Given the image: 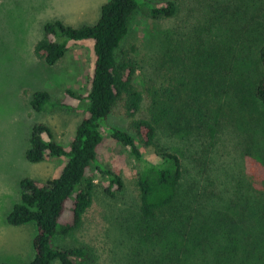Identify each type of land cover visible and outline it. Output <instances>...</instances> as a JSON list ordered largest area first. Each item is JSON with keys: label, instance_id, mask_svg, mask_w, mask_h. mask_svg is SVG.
Here are the masks:
<instances>
[{"label": "rangeland", "instance_id": "obj_1", "mask_svg": "<svg viewBox=\"0 0 264 264\" xmlns=\"http://www.w3.org/2000/svg\"><path fill=\"white\" fill-rule=\"evenodd\" d=\"M107 1L0 0V263L28 262L35 254L36 225L12 226L6 222L7 214L19 201L21 180L28 177L45 182L63 163L61 158L39 163L26 159L32 127L44 123L56 141L68 145L83 117L82 111L65 109L37 112L31 106L32 96L39 90L54 97L63 96L67 88L84 90L93 66L90 41L70 43L66 55L54 65L36 56L35 44L44 36L47 22L60 19L73 26L93 24ZM147 1L161 4L168 0ZM172 1L177 13L170 18L135 12L123 41V48L134 47L135 82L144 96L137 117H149L153 91L179 85L186 77L198 85L202 99L220 106L227 118L231 115L240 119L233 124L228 121L214 141L198 126L188 138L181 134L169 138L160 131L162 141L175 142L183 154L184 188L195 183L224 192L229 184L226 165L230 162H234L236 174L240 172L255 187L263 188L264 163L248 141L264 148V103L255 94L262 73L258 51L264 42V0ZM228 4L234 6L228 9ZM237 8L240 18L230 29L234 21L230 16ZM248 25L258 28V33L247 32ZM233 28L241 29L240 39H236ZM110 126L126 128L127 120L116 115L107 118L101 128L104 140L97 158L120 175L125 185L107 192L109 182L92 166L87 173L96 185L92 204L81 226L54 242L85 246L92 264H141L146 255L154 256L158 249L137 233L134 178L139 164L128 147L110 137Z\"/></svg>", "mask_w": 264, "mask_h": 264}, {"label": "trees", "instance_id": "obj_2", "mask_svg": "<svg viewBox=\"0 0 264 264\" xmlns=\"http://www.w3.org/2000/svg\"><path fill=\"white\" fill-rule=\"evenodd\" d=\"M232 6L228 4L227 8ZM137 11L152 18H170L177 8L172 0L161 4L108 0L93 24L73 26L60 19L49 21L44 25V36L35 44L36 56L54 65L66 55L70 43L90 41L93 66L84 90L67 88L61 97L39 90L32 96L31 106L37 112L65 109L82 111L83 117L68 145L56 141L48 125L37 123L32 127L26 159L39 163L61 158L63 163L45 182L28 177L20 182L19 201L7 214L6 222L12 226L34 223L37 233L33 259L19 264H92L85 246H61L54 240L81 226L96 186L87 174L92 166L109 182L107 192L125 185L120 175L97 158L104 140L101 128L110 115L127 120L126 128L110 126L107 131L129 148L139 164L134 178L137 233L158 249L154 256L146 255L141 264H264V187L257 188L240 172L236 174L234 162H230L226 165L229 184L225 182L224 192L195 183L185 189L183 154L175 142H163L160 134L165 131L169 138L180 134L188 138L198 126L214 141L228 121L233 124L240 118H227L220 106L202 99L198 85L186 77L179 85L153 91L149 117H137L144 99L135 82L137 61L134 47L123 48L130 20ZM230 17L234 19L229 24L232 29L240 10L237 8ZM233 30L240 39L241 29ZM247 32L258 33V28ZM258 58L262 73L255 94L264 103V42ZM248 146L260 153L264 163L262 144L257 146L249 140Z\"/></svg>", "mask_w": 264, "mask_h": 264}]
</instances>
